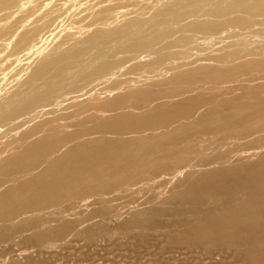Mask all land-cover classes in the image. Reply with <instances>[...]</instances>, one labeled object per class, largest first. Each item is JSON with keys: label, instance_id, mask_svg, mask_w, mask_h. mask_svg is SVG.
<instances>
[{"label": "bare ground", "instance_id": "obj_1", "mask_svg": "<svg viewBox=\"0 0 264 264\" xmlns=\"http://www.w3.org/2000/svg\"><path fill=\"white\" fill-rule=\"evenodd\" d=\"M145 2L147 1L0 0V15H2V18L0 17L2 21L0 24V136L16 135L24 142L29 139L17 154L11 155L0 165V188L3 184L6 185L4 191H0V223L13 222L26 213L38 210L41 212L43 208L53 207L70 194L73 198L84 199L90 193L113 189L114 185L121 188L135 180L138 182L137 176L133 174L113 180L112 177L119 176L130 167L138 166L137 164L144 158L152 157V153H159L161 146L166 143L173 144L192 132L213 137L223 135V138L229 142L230 139L238 141L237 139L262 128L259 122L251 123L252 126L247 127L245 124L249 120L252 105H258L256 107L259 111H256L255 115L257 114L259 119H264L263 84L255 87L256 89H247L238 97L231 99L225 111L222 110L224 105H219L220 100L222 101L220 99L217 106L212 104V107L205 108L204 112L200 110V105L192 104L188 108L157 107L153 114H137V112L130 115L132 113L129 112V115L114 114L112 118L94 119L96 118L94 116L92 119L79 118L80 114H84L83 111H89L92 115L93 111L111 112L121 105H126L127 99L129 103V98L135 96L149 99L152 88L158 81L159 86L181 89V86L186 87L200 80L220 83L229 76V72L233 71L247 73L264 70V0H168L162 6L154 5L155 7ZM128 4L133 8L131 16L128 15L130 13H125L130 8ZM119 10L124 13L123 18L122 15L114 14ZM87 19L91 20L88 25L84 23ZM80 22L89 27L78 26ZM54 33H59L57 36L60 40L52 47L50 37L55 36ZM201 39L215 41L223 47L220 55L211 59L210 64L214 65L213 67L208 61L199 59V56L205 53V50L201 49L204 45H200ZM255 39L261 42L257 43ZM130 75L138 78L132 80ZM102 94L111 96L103 99ZM253 99L263 101L252 104L253 102L250 101ZM148 101L153 102L151 99ZM189 117L198 118L191 125L184 123L185 125L174 128L173 132L158 137L140 135L152 128L166 127ZM68 120L72 121V124L62 127ZM51 124H56V127L62 124L60 126L62 132H56V127L45 129ZM37 135L39 139L31 141ZM104 135H129V137L107 139L105 136L103 140L91 141L93 140L91 137ZM231 152L223 159L214 158L219 161L213 160L212 163L226 162L228 159L230 161V157L234 158V155H238ZM246 155L248 157V154ZM170 157L171 154L156 157L154 163L159 168L163 167L165 171L170 170L171 166L168 163L172 159ZM244 159L240 160L238 166L232 163L234 162L232 160L230 162L235 166L226 165L227 168H222L223 170L219 168V171L209 172L208 175L203 176L206 177V181H199L202 184L200 187L199 182H196L193 189L185 190L187 193L185 198L191 197L189 198L191 200L194 197H205L210 200L212 198L209 199L207 192L210 193L211 186L216 183L218 189L225 191L227 195L231 194V197L234 192H239L238 196L243 200L233 207H229L227 203L224 208L223 203V209L219 212L211 209L202 211L200 217L204 220L199 219L201 220L199 224H195L196 226L187 232L183 231L180 238L182 242L205 244L219 238L236 239L241 237L242 232L255 230L264 224V212H262L264 156L253 159L256 162L252 161L250 164ZM184 161L180 159L177 165H184ZM184 166L182 169L184 171L179 174L180 177L190 170L188 166ZM195 169L194 166L193 170ZM173 176L175 178L177 175ZM20 178L23 180L17 182ZM103 178L111 181L104 182ZM81 186L87 187L80 191ZM202 190L205 194L201 192ZM71 220L56 226L51 225L54 228L40 231L35 238L39 242H45L46 247L52 244L46 242L51 236L66 238V235L78 228L79 223L76 221L78 219ZM144 221L146 220L139 219L137 222L142 224ZM53 231H57L58 235L56 232L54 235ZM256 243L250 242L252 245H258ZM255 251L250 254L253 261L264 264V256L258 255ZM21 255L28 258L31 251L21 252ZM15 262L17 264V261Z\"/></svg>", "mask_w": 264, "mask_h": 264}, {"label": "rangeland", "instance_id": "obj_2", "mask_svg": "<svg viewBox=\"0 0 264 264\" xmlns=\"http://www.w3.org/2000/svg\"><path fill=\"white\" fill-rule=\"evenodd\" d=\"M146 1L147 2H145V3H147L148 5L150 4L151 7H155L154 5L162 6L168 0H160V1L156 0V2H155V0H152V1L146 0ZM149 1H151V3ZM162 1H163V3H162ZM127 6H129L130 8H128L125 13H130L128 15L131 16L132 15L131 13H133V11L131 12V10H133L132 5L128 4ZM122 13H123L122 10H119L118 13L115 12L114 14L118 15V16L122 15L121 18H123L124 13L123 14ZM1 16L2 15H0V17ZM84 17L86 18L87 15H85ZM1 18H0V20H1ZM120 20H122V19H120ZM86 21L87 22H84L85 24L91 22V20H89V19H87ZM1 23H2V21H0V24ZM84 23L80 22V24H78V26H82V28L87 27L88 24L85 25ZM82 24H84V26ZM54 34H55V36L53 35L54 38L50 37V42L53 43L52 44L53 46L51 45L52 47L56 46L57 44L55 42L60 40L59 36H57L59 33H54ZM51 38H52L53 42L51 41ZM255 40L257 43L261 42V40H259V39H255ZM200 41H201L200 45L204 44V45H202L203 47L201 46V49L205 50V53L200 55L199 59L201 58L200 59L201 61L202 60L208 61V63L210 64L211 59L216 58L217 56L220 55L223 47L220 44H218L212 40L201 39ZM206 42H207V45H206ZM57 43H59V41ZM200 45H199V47H200ZM211 66L213 67L214 65H211ZM233 72L228 73L229 76L224 80L226 82L222 81L220 83H210L206 80H204L205 82L200 80L198 82H194L193 84H190L193 86H190V85H186V87L181 86V89H180V87H175V88L171 87L170 88L168 86H159V85H157L159 83V81H158V83H156V85L153 86V88H152L153 90L151 91L149 99H144V98H141L139 96H135V97L129 98V103H128V99H127V101L125 103L126 105H121L120 107L115 108L111 112L110 111H97V112L93 111L92 112L93 115H92L91 112H89V111H83L84 114H80L79 118H81V117L84 119H92L94 117H96L94 119L112 118V116L114 114H116V115L117 114H123L124 115V113H125V114L129 115L130 114L129 112L132 113L130 115H134L137 112H138L137 114H143V113L144 114H153L155 112V108H157V107H163L166 109H169L172 107L178 108V106H179V108H184V107L188 108L192 104L198 105V106L200 105L199 106L201 108L200 110H202L204 112V111H206V109L211 108L212 104H213V106H217L218 101L220 99H222L223 103H225V104H223L222 101L220 100L219 105H224V108H222V110L225 111V107L227 110L228 109L227 108L228 103L231 99L238 97L240 94H242L247 89L248 90L249 89L250 90L256 89L257 87L261 86L262 84L264 85V76H263L264 70L263 69L259 70V71L258 70L250 71L247 73H244L245 71H233ZM238 74H240V75H238ZM131 76H132V80H135L138 78L135 75H130L129 77L131 78ZM158 78H160V77H158ZM143 79H146V78H143ZM195 83H197L198 86ZM133 84H136V83H133ZM244 88H245V90H244ZM162 89H164V90H162ZM178 89L181 91H179ZM119 91L123 92V90H121V89H119ZM119 91H117V92L120 93ZM158 93H160V95ZM102 95H101L102 97L101 96L100 97L103 99L105 97L110 98V96H111L110 94L109 95L108 94H106V95L102 94ZM174 96H175V98H174ZM199 97H200V99H199ZM150 99L153 102H149L148 100H150ZM201 100H203V101H201ZM190 101H191V104H190ZM262 101L263 100L253 99L250 101V103L253 102L252 104H254V103L262 102ZM193 102L194 103L196 102V104H194ZM256 106H258V105H255V106L252 105L251 106L252 111L249 112V120L245 124V127L252 126V125H250L251 123L254 124V123L259 122L262 125V128L259 130H254L253 133H251L250 135H248L246 137H243L241 139H237L238 141H236L234 139V141H236V142H234L233 139H230L229 142H231V143H229L226 139L223 138V135L222 136L217 135V137H219V138H217L216 136L213 137V136L207 135V134L201 135L199 133L192 132V134H188L187 136H183V138H181L180 140H178L177 142H175L173 144L169 145V143H166L164 146H161V148H160L161 150H159V151L162 153V155L160 152L159 153L158 152L152 153L151 154L152 157L149 156L147 159L144 158V160L140 161V163L137 164L138 166L135 165V167L134 166L130 167L128 170L119 174V176L112 177V180H113V179L120 177V176L128 177V175L132 176V174H133V175L137 176V181H138V182H136V180L133 181V182H135L134 184L132 182L128 185L121 186V188L119 186L114 185L113 189H110L107 191L99 190V191L90 193L84 199L73 198V197H71V194H70V196L68 195L64 199L65 201L63 200V201L55 204L53 207H50L48 209L43 208L41 210V212H40V210H38L39 212L36 211V212H31L29 214L26 213V214H23L22 216H19V218L17 217L15 219V221H13V222H5V223L2 222V223H0V239L2 238L0 240V256H1L0 257V263H2V264H4V263L5 264H16L15 261H17V264H36V263L37 264H42V263L43 264L44 263L45 264H74V263L75 264H83V262H84V264H88V263L89 264H161V263L162 264H260V263H256L255 261H253L254 259L251 258L250 254H251V252H254L255 250H257L255 252H258L257 253L258 255L264 256V239H263L264 238V228H263L264 224H261L258 228H255V230H247L248 232H245L246 234L244 232H242L241 233L242 235L240 234L241 237H239V238H236V239L231 238V240L229 238L228 239L229 241L227 240V238H219L218 240H216L214 242H207L205 244L204 243H199V244L197 243L196 244V242H193V244H194L193 245L190 242H182L180 240V238L184 232H187L189 229H191L192 227H195L197 224H199L201 222V220H204V218L202 219V217H200V213L202 211L211 209L214 212H219L223 209V207L225 205H227V203L229 204V207H233V205H236L243 200L242 198H239V196H238L239 192H234V194H232V197H231V194L227 195L225 191L218 189V186L216 185V183H214L215 185H212L211 189L209 190V191L213 192V194L211 192L210 193L207 192L209 194V199H210V197L212 198V199H210L211 201L207 200L205 197H194L191 200L189 199L191 197L185 198L187 195V193H185V190H188V189L190 190V188L193 189L196 185V182L206 181L205 180L206 177H203V176L208 175L209 172H214L215 170L219 171V168H220V170H223V169H225L226 165H227V167H228V165L231 167L235 166L232 163H235L236 166H238L240 164L239 163L240 160L244 159V158H246L244 160L248 161L249 164L252 161L254 163V162H256L255 161L256 159L262 158L264 156V150H263L264 149V133H263L264 132V122H263L264 119H259L258 115L257 114L255 115L256 111H259V109ZM122 107H124V108H122ZM197 118L198 117H189L186 119H181V120L173 122L171 124L173 127L171 125H168L166 127H161L158 129L152 128V129L146 131L147 133L143 132L140 135L144 137L145 135L148 134L149 137H153V136L158 137V135H163V134L173 132L174 128L176 129L177 126L180 127V126H183L185 124L191 125V123H193V121L196 120ZM73 119H75V117ZM190 119H191V121H190ZM71 124H72V121L68 120L65 122V124H63V126H62V124H59L56 127V124H51V125L47 126L45 129L49 130V129H54L56 127L55 131L61 133L62 129L60 128V126L64 127V125L68 126ZM178 124H180V125H178ZM240 129L241 128H238V130H240ZM149 131L152 133H150ZM203 135L206 137L204 138ZM105 136L106 135L101 136V137L96 136V138L91 137V138H93V140H91V141L96 142V141L103 140ZM133 136H136V135H133ZM148 136H145V137H148ZM208 136H211L214 139L211 137H208ZM106 137H107V139H109V138H111V139H124V138L129 137V135L128 136L127 135H123V136H121V135L120 136L108 135ZM198 138H199V140H198ZM221 138H223V139H221ZM38 139H39V135H37L36 137H33V139H31V141L38 140ZM262 140H263V142H262ZM27 141L24 142L21 139V137H18L16 135L15 136H10V135L0 136V165L3 162H5L11 155L17 154L23 148V146L29 142V141L28 142ZM84 141H86V140H83V142ZM259 142H261V143H259ZM204 143H206V144H204ZM193 144H194V146H193ZM250 144H252V145H250ZM260 144H261L262 148H261ZM5 145L6 146L8 145V146L5 147ZM253 145H255V146H253ZM209 147L210 148L212 147V149H210ZM254 147H256V148L253 150ZM250 148L252 150H250ZM245 149H246V153H245ZM256 149H257V152H259V153L256 152ZM247 150H248V152H247ZM261 150H263V151L261 152ZM185 152H187V153H185ZM201 152H202V154H201ZM230 152H231V154L232 153L238 154L237 156L233 154L234 158L236 157L235 159L231 155L232 157H230V161L233 160L234 162L231 163L230 161H228L229 160L228 159L227 161L230 164L227 163V161L226 162H217L215 164L212 163L214 158L223 159V157L226 156ZM249 152H250V155H249ZM180 153H182V154H180ZM168 154L172 155V157H170L172 159L169 160L170 162H168V163H170L171 168H170V170L167 169L165 171L163 167H160V168L157 167V165L154 162H155L156 157L159 158L163 155H168ZM246 154H248V157ZM182 155H184V156H182ZM186 155H188V156H186ZM249 157H251L252 160H250L251 158H249ZM248 158L250 161L248 160ZM180 159L183 161L185 160L183 162L184 165L188 166L187 168L190 169L189 171L186 172L187 174L185 173L181 177L179 176V174L181 175V171L182 172L184 171V170H182L184 165L178 166L179 165L178 161ZM207 159L209 161H207ZM236 159H237V161H236ZM253 159H255V160H253ZM202 160H204V161H202ZM174 161H175V163H174ZM214 161H219V160L215 159ZM142 162H144V163H142ZM147 163H149V164H147ZM211 163L214 165L212 166ZM220 163H221V165H220ZM173 164H175V165H173ZM190 164L193 168L190 166ZM142 166H143V168H142ZM144 166L146 169L144 168ZM194 166L196 168L195 170H193ZM208 166L211 168H209ZM136 167H137V169H136ZM154 167H156V168H154ZM203 167L205 169H203ZM206 167H207V169H206ZM133 168H135V169H133ZM130 169H132V170H130ZM138 169H140V170H138ZM172 169H173V171H172ZM211 169H212V171H211ZM248 169H250V167H248ZM143 170H145V171H143ZM160 170H161V172H160ZM177 170H179V171H177ZM204 170L206 171V173ZM175 171L180 172V173H176ZM146 172H147V174H146ZM203 173H205V174H203ZM144 174H146V175H144ZM175 174L178 177L176 176L174 178L173 175H175ZM187 175L190 176V178ZM192 176L194 177V179L195 178L196 179L195 180L192 179L193 178ZM186 178H189V179L186 180ZM106 179L107 180H105V178H103L102 180H104V182L111 181L108 178H106ZM147 179H148V182H147ZM22 180H23V178H20V179H18L17 182H20ZM192 182H194V183L192 184ZM198 184H199V187H200V185H202L200 182ZM5 186L6 185L3 184L2 187L0 188V191H4ZM87 186H81L83 189L79 188V190L82 191ZM214 189H215V191H214ZM179 191H182V192L180 193ZM201 192L203 193L204 190H202ZM236 193H237V196H235ZM203 194H205V193H203ZM208 194H206V195H208ZM72 199L76 200L77 202L73 201ZM107 199H109V200H107ZM203 200L205 203L202 202ZM223 203H224V205L222 207ZM230 203L232 206H230ZM224 208H226V207H224ZM262 212H264V208H262ZM77 216H78V218H77ZM80 217H82L83 221H81L82 219ZM71 219H74V220L78 219V220H76L79 223L78 228L76 230L71 231V234L69 233L68 235H66L65 236L66 238L62 237L59 239V236H55V237L51 236L50 237L51 240L48 238V241H50V242H48V241H46V242H47V244H50V243H52V244L48 245L47 247H46V244H44L45 242L44 243L39 242L35 238V236L38 235L37 233H40V231L41 232L47 231L48 228H54V227H52L53 225L56 226V225H59V224L65 223V222H71L72 221ZM106 219L108 222L106 221ZM135 219L137 221L139 219H145L148 222L144 221L141 224V223L137 222ZM199 219H201V220H199ZM140 225H141V227H140ZM43 227H45V228H43ZM54 232H56L58 235L57 231H53V233ZM56 233H54V235H56ZM17 235H19V236H17ZM259 235H261V236H259ZM150 236H151V238H150ZM68 238H69V240H68ZM224 239H226V240H224ZM250 242L251 243L257 242L258 245H254V244L252 245V244H250ZM59 245H61V246H59ZM8 247H10V248H8ZM28 248H29V250H27ZM21 249H22V251H21ZM248 249H249V251H248ZM24 251H28V252L31 251L30 257L32 258V260L29 256H28V258L25 255L20 256L21 252L23 253ZM81 253H83V255ZM16 255H17V257H16ZM10 258L12 260H10ZM25 258H27V259H25ZM2 261H4V262H2ZM96 261H98V262H96ZM261 264H263V263H261Z\"/></svg>", "mask_w": 264, "mask_h": 264}]
</instances>
